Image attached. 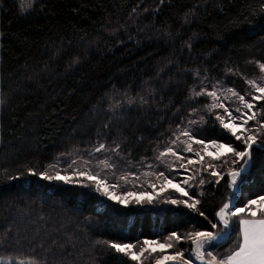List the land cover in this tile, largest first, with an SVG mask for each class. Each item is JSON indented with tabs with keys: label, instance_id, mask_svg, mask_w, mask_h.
I'll return each instance as SVG.
<instances>
[{
	"label": "trees",
	"instance_id": "16d2710c",
	"mask_svg": "<svg viewBox=\"0 0 264 264\" xmlns=\"http://www.w3.org/2000/svg\"><path fill=\"white\" fill-rule=\"evenodd\" d=\"M262 8L264 0H0V264H138L104 242L165 243L173 232L181 240L167 241L169 252H185L190 234L222 229L217 213L225 204L237 197L232 206H245L264 195V146L256 145L238 196L228 171L244 161L220 167L231 153L211 162L219 183L212 169L196 175L189 189L200 201L196 211L162 199L123 205L87 178L65 183L39 175L90 171L120 183L127 174L136 178L132 188L145 190L160 171L176 176L167 156L156 157L182 127L243 149L207 107L212 98L194 97L193 89L252 92L247 81L264 75ZM98 144L119 145L121 155L95 152ZM105 158L115 169L100 163ZM237 220L207 251L219 258L234 247ZM161 255L145 253L139 264Z\"/></svg>",
	"mask_w": 264,
	"mask_h": 264
},
{
	"label": "snow or ice",
	"instance_id": "6c2138e0",
	"mask_svg": "<svg viewBox=\"0 0 264 264\" xmlns=\"http://www.w3.org/2000/svg\"><path fill=\"white\" fill-rule=\"evenodd\" d=\"M262 11H264V8H262ZM258 66L261 72H264V62H258ZM247 83L252 87L253 91L246 94H240L231 88L226 89V91L230 92L233 97H236V107L234 108L230 105L226 106L224 103H221V97L218 96L216 91H206L204 89L197 91L195 88L193 89L194 97L206 95L212 98L213 102L210 105H207L210 111L212 109H223L224 115L216 114L215 120L219 122L223 129L230 132L236 141H240L242 145H244L243 149L238 150L230 143L226 144L218 141L206 142L203 139H197L191 128L182 127L179 129L178 134H174L175 140L171 141V143L165 147L164 151L159 153L156 159L161 160L168 153H171L173 156H177V150L174 149L172 145H174L176 141H180L181 136L186 137V141H181V143L185 144V147L179 151L192 153V142H194L197 145L203 146L200 150H197L194 153V155L199 159L194 160L182 155L178 158L182 161L186 160L187 164L200 163L201 171L212 169L210 175L213 177H219V179L214 181L215 183H219V180L223 177L215 171L216 165L208 163L207 167H205L203 163L204 155L201 154L202 152H206L209 156H212L214 160H219L222 156H227L228 153H231L232 157L230 159L223 160L220 167H223V164H235L237 161H244V166L241 167L239 171L231 168H229L228 171V175L231 177L230 186L236 187L237 177L240 176L241 172L246 171L247 167L251 166L250 161L252 158L253 145H256L257 149L264 146V135L259 137L260 143H257L258 133H264V119L256 120L257 112L264 113V106L259 109H255V102L264 100V84H258L255 80H248ZM245 95H248L250 98L245 99ZM193 111L196 110L194 109ZM225 117L227 118V122ZM203 120V117H200L199 121L189 120V124H198L203 122ZM253 120H255L256 123L251 127H247L249 125V121ZM209 147L216 149L215 154L207 151ZM94 151H110L116 153L118 156L121 155L119 153V145L115 148L106 149L105 145L98 144L94 148ZM57 163H59V159L56 163L50 165V167L55 168ZM76 163L77 161L73 159L68 164V167H72V165ZM87 163L88 161H85V164ZM100 163H102L105 168L115 169L116 167L114 162H110V158H105L100 161ZM181 166L186 167V164H182ZM74 172L77 176L86 177L88 180L93 181L97 192L102 191V194L108 197V199L116 200L120 204L127 205L132 200H134L136 204H142L144 201H147L149 204L153 202V196L146 191L137 193L133 190H127L122 195H117L115 190L121 186L118 181L109 183L106 180L97 179V176L99 175L98 173L89 174L79 170H74ZM32 175H37V173L33 171ZM39 175L45 180L63 181L65 183L73 182L70 176L61 175L59 171L55 172L53 175H49L47 171L39 173ZM157 175L158 177L164 178L165 183L161 184V191H164L167 184L173 183L171 179L164 175L163 171H160ZM12 178L16 179V177ZM120 179L125 180L127 183V174H122ZM189 179H192V177H189ZM184 183H188V181L185 180ZM198 183H204L203 177L200 178ZM85 186L90 187L92 185ZM149 187L154 189L155 185L150 184ZM173 187L182 196L187 197V199L181 200L179 198L166 197L164 198L163 203L183 205L186 208L196 211V205L200 201L193 200V198L189 196V193L185 191L184 188L180 187L179 184H175ZM109 189H112V191H109ZM253 206H255V208H253ZM229 212L232 217H238V220L236 221L238 224L237 240L234 247L230 249L226 255L219 258L216 255H213L211 251H207L206 255L209 259L205 261V253L201 250L204 248L205 244H210L212 241L217 240V237L213 235L212 232L196 231L190 234L192 243L196 246V257L201 260V264H264V195H261L256 199L248 200L245 206L233 205L229 208V204H225L217 215L220 220L223 221L226 228L229 226V220L226 218ZM258 212L260 213V217L256 218ZM200 215L203 216V212H200ZM212 227L216 228L217 225L213 224ZM184 238H189V235H186ZM173 239L179 241L181 240V236L173 232L166 238L165 243L148 239L138 242L137 244L116 242L104 243L108 244V246L114 249L116 253H121L124 257H129L131 260L137 261L139 264L141 257H144L145 253L155 252L156 248H172L174 245L172 243H167V241H172ZM162 260H179L182 264H192L190 259H184V251L179 249L173 256H163L161 259L155 260V264H162ZM10 264H14V262H10ZM20 264H24V262L21 261Z\"/></svg>",
	"mask_w": 264,
	"mask_h": 264
},
{
	"label": "rangeland",
	"instance_id": "374dc122",
	"mask_svg": "<svg viewBox=\"0 0 264 264\" xmlns=\"http://www.w3.org/2000/svg\"><path fill=\"white\" fill-rule=\"evenodd\" d=\"M256 82L258 84H264V75L262 76L261 79H259ZM226 89H230V88H227V87L224 88V87H221V86H218L217 85V86H215L213 88L212 91H216L217 94H218V96L221 97V101H220L221 103H224L226 106H229V105L231 106V104L233 103V101H234V103H236V97H233L230 92L226 91ZM252 91H253V89H252ZM245 99H247V98H245ZM259 102L260 101L255 102V109H257V107L259 105ZM234 107H236V106H234ZM255 109H254V111H255ZM214 110L216 111L217 114L224 115L223 109H214ZM259 117H260L259 116V112H257V114H256V120H259ZM225 120L227 122V118L226 117H225ZM237 123H239V122H237ZM255 123H256L255 120L249 121V125L247 127H251ZM186 140H187L186 137L181 136L180 137V141H176V143L174 145H172L174 147V149L177 150V156H173L171 153H168L166 155L167 156L166 158H167V161L169 162V165L172 167V169L177 174H176L175 177H168L169 179L172 180L173 183L172 184H167L166 187L164 188V191H161V188H160L161 184L162 183H165L164 182V178L163 177H158V175H157L156 177H154L155 179H147L145 190H137V189L132 188L133 187V182H135V180H136L135 177L134 178L133 177H128L127 183L125 182V180H122L121 179V182L119 183L121 186L115 190L116 194L117 195H122L127 190H133V191H135L137 193H139V192H145V191L148 192V193H150L153 196V201H155L157 199L158 200H160V199L164 200V198H166V197L179 198V197H176V195L175 196H172V195L164 196L163 195L165 193H168L169 191H173L174 193L180 194L173 187V185H175V184H179L180 187L184 188L185 191H187L189 193V189L192 187V181L195 179L196 175H200V173H201V166H200V163L187 164L186 160H183L182 161L178 157L182 155V156H185V157L194 159V160H198L199 158L196 157L194 155V153L197 150H200L203 146L197 145L194 142H192L193 152L192 153H188V152L181 153L179 150L180 149H183L185 147V144L181 143V141H186ZM207 151L208 152H212L213 154H215L216 149L213 148V147H209L207 149ZM201 154L204 155V161H203V163H204L205 166H207L208 163H211L213 161L212 156H209L206 152H202ZM228 154H230V153H228ZM182 164H186V167H182L181 166ZM216 171L218 172L217 169H216ZM84 172L89 173V174H93L90 171H84ZM61 175L70 176L71 179L73 177H76V178H79V179L80 178H86V177H82V176H77V175H75V173L74 174H61ZM189 177H192V179H189ZM97 179H103V180H106L107 181V179L100 178L99 176H97ZM185 180H187L188 183H184ZM238 180H239V176L237 177V180H236V187H232L233 190L235 191V193H236V189L238 187ZM150 184H154L155 185V188L153 189V188L149 187ZM109 191H112V189H109ZM104 197L105 198H108L106 196H104ZM179 199H181V198H179ZM181 200H183V199H181ZM113 201L117 202L116 200H113ZM130 204H132V205H149V203H147V201H144L142 204H136L134 200H132L127 205H130ZM253 208H255V206H253ZM228 215L229 216H228L227 219L229 220V226L226 228L223 223H220L222 229L220 231H217V232H212L213 235H215L217 238H221L222 240L225 239V237L227 235V232L231 229L232 216H231L230 212L228 213ZM256 218H259V217H256ZM154 241H157V240H154ZM213 243H215V241H212L210 244H205L204 248L201 250L202 252L205 253V257H204L205 261H207V259H206V252H207V250L210 248V246ZM192 245L193 246H192L191 249L186 250L184 252V259H190L191 262H192V264H201V260H199L196 257V255H195V253H196V246H195L194 243H192ZM169 249L170 248H168V247L156 248L155 252H162V255H161V257L159 259H161L163 256H173V255H175V253L169 252ZM24 264H30V263L24 262ZM162 264H182V262L179 261V260H162Z\"/></svg>",
	"mask_w": 264,
	"mask_h": 264
},
{
	"label": "built area",
	"instance_id": "2783aa9c",
	"mask_svg": "<svg viewBox=\"0 0 264 264\" xmlns=\"http://www.w3.org/2000/svg\"><path fill=\"white\" fill-rule=\"evenodd\" d=\"M227 204H229V208H231V206H232V203H231V201L229 202V203H227ZM219 212H220V210H219ZM228 214H227V217L226 218H228ZM217 219H218V221H219V223H223V221H221L220 220V218H219V216L217 215ZM220 240H222L221 238H217V240H214L215 242H219Z\"/></svg>",
	"mask_w": 264,
	"mask_h": 264
},
{
	"label": "water",
	"instance_id": "95a60500",
	"mask_svg": "<svg viewBox=\"0 0 264 264\" xmlns=\"http://www.w3.org/2000/svg\"><path fill=\"white\" fill-rule=\"evenodd\" d=\"M247 170V169H246ZM242 173V172H241ZM239 188L237 187V189H236V194H237V196L239 195ZM236 198L237 197H235L232 201H231V203H233V201H235L236 200ZM229 234H230V230L227 232V235H226V237H225V239L229 236ZM225 239H223V240H225ZM223 240H220L219 242H221V241H223Z\"/></svg>",
	"mask_w": 264,
	"mask_h": 264
}]
</instances>
